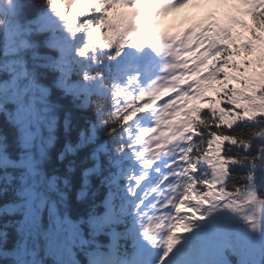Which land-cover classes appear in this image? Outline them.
<instances>
[{
	"label": "snow or ice",
	"instance_id": "obj_1",
	"mask_svg": "<svg viewBox=\"0 0 264 264\" xmlns=\"http://www.w3.org/2000/svg\"><path fill=\"white\" fill-rule=\"evenodd\" d=\"M71 2L79 7L69 12L67 2L44 0L43 7L32 8L22 22L14 11L12 15L15 19L10 26L7 29L0 26V112L7 115L19 150L18 157L11 158L8 137L0 134V197L5 198L9 193L12 197L0 205V217L13 218L10 227L15 237L11 241L12 247L7 249L10 234L6 230L0 231V264L8 258L10 264H44L42 259L37 258L41 247L45 255L54 258L55 264H75L64 257L71 256L73 247L82 250L94 247L96 237L101 234L108 237L111 248L108 258L94 264H224L222 254L226 249L247 260L245 243L234 228L236 221L244 225L258 223L261 239L253 243L264 251V199L255 200L260 194V184L264 183V130L253 137L259 142L257 155L253 139L245 142L234 134L229 136L227 132L220 131L224 127L220 123L222 117L218 112H210L208 103L198 104L199 112L192 113L206 126L208 118L213 121L206 138L197 142L198 133L193 134L191 147L200 154L199 163L169 169L153 187L155 195L148 193L144 196L138 195L139 178L133 180L132 176H128L135 167L133 156L128 151L116 155L105 146L107 141H98L101 130L97 121L101 116L97 112L96 117L90 118L92 130H82L79 142L66 143L59 156L63 161L66 156H75L80 150L89 148V159L93 163L82 172V190L78 199L88 194L94 180L98 181L97 188L103 189L99 193L93 192L97 202L92 205L86 218L73 219L70 216L67 194L61 188V184L64 189L69 188V179L48 176L44 170L49 149L56 141V113L62 105L51 101L52 88L42 82V71L55 74V88L60 90L62 98H68L76 106L82 99L97 95L104 83L110 81L113 111L112 119L105 123L116 125L112 133L121 136L122 145L136 142L123 136L134 120L151 113L155 117L154 123L159 124V114L168 109L175 96L185 93L189 87L186 85L175 91V68L183 57L178 51H172L170 45L165 46V50L173 60H164L157 72L155 57L160 56V52L153 47L155 38L151 42L147 39L149 28L137 20L142 7L139 0H125L127 7H105L99 0ZM176 4L180 5V9H185L193 3L185 5L182 0H170L163 7ZM200 4L218 3L209 0ZM89 10L91 14L84 15ZM159 11L160 7L157 6ZM152 18L155 19L154 14ZM221 44L223 46L208 63L218 61L223 65L220 72L226 73L227 64L232 59L231 40L221 41ZM187 55L194 56L195 52ZM207 55V52L201 53V58ZM105 59L104 72H96L94 65ZM224 80L216 83L224 85ZM179 83H184L183 79ZM216 83L212 87L220 91ZM170 89L173 92L169 96ZM209 93L214 91L204 95L214 98ZM165 96L167 98L163 99ZM230 107L228 103L216 105L218 109ZM67 115L66 131L70 124ZM257 121L264 124V116L258 117ZM231 127L235 128L236 124ZM117 128L120 129L119 133ZM45 130L46 137L43 134ZM104 131L107 132V129ZM216 137H223L224 143L219 152L222 161L214 162L202 155L207 152L202 145L214 142ZM237 146L252 154L248 167L250 175L238 186L233 182L234 169L237 165H247L248 161L231 159L230 154ZM136 151L139 152V149ZM204 166L208 170L201 176L199 173ZM9 169L16 170L18 174H10ZM190 169L194 171L190 172ZM257 170L260 173L258 177ZM67 172L74 173L75 169L69 166ZM125 176H128L127 184L124 182ZM214 186L220 188V200L211 201L207 208L200 200L203 222L181 239L178 245L182 246L165 247L158 257H150L140 243L138 234L153 226L164 230L165 234L173 228L179 231L181 228L177 222L183 220L186 200L190 197L200 199L201 195L206 199L210 195L209 189ZM241 197L247 202L255 201V211L259 213L257 217L235 215V205ZM86 236L89 238L86 239ZM122 242H130L134 247L131 262L119 258Z\"/></svg>",
	"mask_w": 264,
	"mask_h": 264
},
{
	"label": "trees",
	"instance_id": "obj_2",
	"mask_svg": "<svg viewBox=\"0 0 264 264\" xmlns=\"http://www.w3.org/2000/svg\"><path fill=\"white\" fill-rule=\"evenodd\" d=\"M5 0H2L4 4ZM16 4L17 14L19 21H23L24 16L32 8L43 7L44 0H13ZM67 2L69 4V12L73 11L78 5L71 2V0H62V3ZM90 10L86 12L85 15H90ZM241 34H244V41L246 42V47L243 49V44H237L235 42L231 43V61L227 65H230V74L233 79L231 85L222 87L221 90L214 96L211 105L209 106L210 112H218L222 117L220 123L224 125L223 119H238L232 124H236L235 128H232L231 125L228 127L224 125L223 129L220 131H225L231 135L240 137L242 140L247 142L250 139H253L254 134H258L261 130H264V124H261L257 121L258 117L264 116V87L258 82V79L255 77L258 71L264 72V14L257 20L251 22V31L243 30ZM236 44V45H235ZM258 47V50L256 49ZM30 57V54H29ZM29 64L31 65V60L29 59ZM254 66V67H253ZM253 67V69H252ZM96 72H98V64L94 65ZM251 72V78L253 83L258 86H248L247 83V71ZM248 73V75H249ZM2 78V77H0ZM261 81L262 80V77ZM41 80L45 86L52 88V96L50 97L53 103L62 105V108L58 110L57 115V126L55 131L56 141L52 148L49 149L48 159L45 161L44 170L48 176L57 175L59 177L69 179V188L64 189L61 184L62 190L67 194V211L73 219H78L80 217H87L92 205L97 202V197L93 196V192H102L103 189H98V181H93L92 185L88 188V194L85 197L78 199V194L82 190V172L92 166V161L90 157V149L85 148L80 150L75 156L68 155L63 161L59 159L60 153L64 151V145L68 142L76 144L80 139V132L82 130L91 131V122L90 118H94L97 115V112L100 113L101 119L97 121L101 125L102 122L106 121L107 116V101L95 95H90L82 99L79 103V106H76L70 102L68 98H62V93L60 90L55 88V74L47 71H42ZM241 102L247 104V111L245 113L254 119L253 122H242L240 119V112L237 110V107ZM231 104L230 108L227 109H218L216 108L217 104ZM70 120L69 128L65 130V118ZM239 122V123H237ZM213 121L208 118L207 126L203 123L198 124V132L202 138H206L208 132L211 130V125ZM116 126H106L105 128L100 129V134L97 139L100 142H108L111 138L116 137V133H112V129ZM107 129V132L104 131ZM111 133V135H110ZM0 134L6 135L8 137V152L11 158L16 159L19 154V150L15 143V138L13 134V127L9 123L7 117L0 115ZM217 142L221 144V147L224 143L223 137L214 138ZM259 142L253 139V146L258 152ZM206 149L209 147L210 143L206 144ZM231 147V144H229ZM232 160H244L248 161L247 165H237L233 172V182L235 185H240L247 177L250 175L248 172V167L252 162V154L246 151H242L239 146L233 149L230 154ZM71 166L75 169L74 173L69 174L67 168ZM8 172L12 175H17L16 170L9 169ZM259 170H257V177L259 176ZM259 183V182H258ZM255 186H253L254 188ZM248 189H246L247 191ZM259 195L256 197H262L264 199V183H261L259 186ZM11 193L7 197H0V205L7 203L11 200ZM197 212H194V220L191 221V230H195L196 226L199 223L203 222V217L199 216ZM198 219V220H197ZM13 218L11 217H0V231H8L10 234V240L7 244V249L12 247L11 241L15 239L14 234L11 231L10 224L12 223ZM7 226V227H6ZM86 238H88L86 236ZM40 258H43V253L40 255ZM234 257L232 261H234ZM2 264H10V258L2 261ZM44 264H51V260L47 258L44 261Z\"/></svg>",
	"mask_w": 264,
	"mask_h": 264
},
{
	"label": "rangeland",
	"instance_id": "obj_3",
	"mask_svg": "<svg viewBox=\"0 0 264 264\" xmlns=\"http://www.w3.org/2000/svg\"><path fill=\"white\" fill-rule=\"evenodd\" d=\"M77 7H79V5ZM0 12L3 13V15L0 16V26H2L4 29H7L10 26V23L12 21L9 19L8 15L5 14V11L3 10L2 7H0ZM85 14H86V12L84 13V15ZM161 26H162V23H160V22H159V24L158 23L154 24L153 25V31H157L158 29L161 28ZM154 27H156V29ZM209 153H210L209 157H208L209 159H210V157H212L213 159L217 158V156H218V144L216 142H214L213 146H211V151ZM202 168H206V171L208 170L207 166H204ZM209 192H210V189H209ZM209 196L212 197L211 192H210Z\"/></svg>",
	"mask_w": 264,
	"mask_h": 264
},
{
	"label": "clouds",
	"instance_id": "obj_4",
	"mask_svg": "<svg viewBox=\"0 0 264 264\" xmlns=\"http://www.w3.org/2000/svg\"><path fill=\"white\" fill-rule=\"evenodd\" d=\"M248 231L252 234H259V225L258 223H250L248 225ZM102 252H98L87 260V264H94L95 261L102 260Z\"/></svg>",
	"mask_w": 264,
	"mask_h": 264
},
{
	"label": "bare ground",
	"instance_id": "obj_5",
	"mask_svg": "<svg viewBox=\"0 0 264 264\" xmlns=\"http://www.w3.org/2000/svg\"><path fill=\"white\" fill-rule=\"evenodd\" d=\"M170 25H171V22L170 21H166V23L163 24L160 29H163L164 30V28H165V30H168V28H169ZM157 34H159V33H157Z\"/></svg>",
	"mask_w": 264,
	"mask_h": 264
}]
</instances>
